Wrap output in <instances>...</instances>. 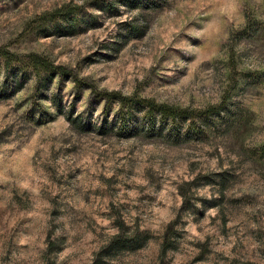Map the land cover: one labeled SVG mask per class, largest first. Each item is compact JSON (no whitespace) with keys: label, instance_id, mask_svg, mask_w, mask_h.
Instances as JSON below:
<instances>
[{"label":"rangeland","instance_id":"1","mask_svg":"<svg viewBox=\"0 0 264 264\" xmlns=\"http://www.w3.org/2000/svg\"><path fill=\"white\" fill-rule=\"evenodd\" d=\"M164 1L0 0V47L71 72L0 62V264H264V0ZM93 88L221 109L124 131Z\"/></svg>","mask_w":264,"mask_h":264},{"label":"trees","instance_id":"2","mask_svg":"<svg viewBox=\"0 0 264 264\" xmlns=\"http://www.w3.org/2000/svg\"><path fill=\"white\" fill-rule=\"evenodd\" d=\"M128 5L147 6L151 9L162 8L166 4L164 0H122ZM77 12L71 8H63L51 14H45L41 19L44 23L54 22L61 18L71 17L75 21ZM0 62H3L9 70L13 67L18 69L21 74L24 70H30L40 78L42 75H67L71 74L64 66H58L52 63L48 58L38 54H28L21 56L0 47ZM17 78V77H16ZM76 83H81L75 80ZM94 89V88H93ZM95 98L105 101V112L114 111L115 109V126L127 131L132 127L134 121L140 124L144 130L154 131L162 122H172L178 124L180 121L187 122L189 119L195 120L198 117H209L218 113L221 106H210L203 110H192L181 108L166 103H158L152 98L141 97L137 94L124 95L119 91H107L94 89ZM137 114H140L137 116ZM140 237L137 234L131 236L121 233L116 235L110 243L111 247H132L138 249L142 247Z\"/></svg>","mask_w":264,"mask_h":264}]
</instances>
